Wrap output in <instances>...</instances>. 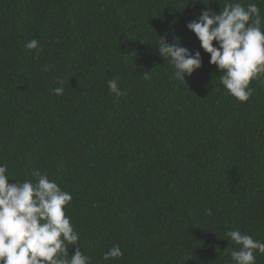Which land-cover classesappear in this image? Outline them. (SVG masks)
Masks as SVG:
<instances>
[{
    "label": "trees",
    "instance_id": "1",
    "mask_svg": "<svg viewBox=\"0 0 264 264\" xmlns=\"http://www.w3.org/2000/svg\"><path fill=\"white\" fill-rule=\"evenodd\" d=\"M232 2L264 16V0H0V163L9 183L39 170L71 193L91 264H231L228 231L264 242V78L238 102L187 28ZM160 36L200 52L185 82Z\"/></svg>",
    "mask_w": 264,
    "mask_h": 264
},
{
    "label": "clouds",
    "instance_id": "2",
    "mask_svg": "<svg viewBox=\"0 0 264 264\" xmlns=\"http://www.w3.org/2000/svg\"><path fill=\"white\" fill-rule=\"evenodd\" d=\"M209 54L211 65L221 73L220 83L228 94L240 103H247L254 94L253 81L264 78V16L256 3L246 6L240 2L225 3L217 12L208 8L187 24ZM179 41V42H177ZM215 42V45H214ZM25 47L42 52L36 39ZM158 54L168 60L173 68L172 79L185 82V77L202 67L199 51L190 52L178 37L169 43L164 36L158 40ZM48 69L45 68V71ZM150 79V72H144ZM120 78L109 79L111 94L123 96ZM53 92L64 93L63 81ZM32 179L9 183L6 164L0 163V264H91L81 251L80 234L74 229L66 214L72 203L70 192L50 180L46 172L34 171ZM211 215V210L206 209ZM237 247L229 251L231 264H256L257 255H264V242L241 232L226 233L225 240ZM69 246L75 249L69 254ZM124 255L119 245H114L103 255L105 262L118 260Z\"/></svg>",
    "mask_w": 264,
    "mask_h": 264
}]
</instances>
